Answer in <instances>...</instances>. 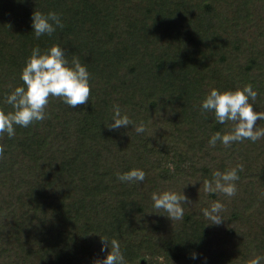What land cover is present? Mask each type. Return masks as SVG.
<instances>
[{"label": "trees", "instance_id": "obj_1", "mask_svg": "<svg viewBox=\"0 0 264 264\" xmlns=\"http://www.w3.org/2000/svg\"><path fill=\"white\" fill-rule=\"evenodd\" d=\"M35 10L64 27L37 40ZM53 44L87 65L91 95L50 96L44 120L0 135V264H95L111 251L101 237L125 264H264V135L213 146L236 122L201 107L251 85L264 113V0H0V108L13 111L32 48ZM114 105L132 125L108 127ZM134 168L143 181L118 179ZM232 168L235 195L206 190ZM164 191L187 197L182 218L153 206ZM217 201L219 225L203 213Z\"/></svg>", "mask_w": 264, "mask_h": 264}, {"label": "clouds", "instance_id": "obj_2", "mask_svg": "<svg viewBox=\"0 0 264 264\" xmlns=\"http://www.w3.org/2000/svg\"><path fill=\"white\" fill-rule=\"evenodd\" d=\"M23 2V0H21ZM64 23L61 14L54 10L47 13L35 10L32 14V29L38 40L45 34L52 36L57 28H63ZM65 48L60 44H53L42 51L39 45L32 48L30 57L27 58L21 72L20 79L23 85L17 86L11 93L7 94L5 102L12 106L13 111H5L0 108V135L7 133L9 138L16 134L15 126L28 127L34 121L45 119L46 106L49 97H58L71 108L85 104L91 95L90 72L86 64L81 63L78 56L73 55L71 61L67 58ZM257 92L251 85L235 91L226 90L221 92L213 88L202 101V110H212L216 120L224 124L226 121L236 122L231 133L221 134L217 131L209 140V144L215 146L217 141L228 145L233 141L250 139L253 142L264 135V130L257 127L256 121L264 119V113L254 110V105L249 102L250 98L255 100ZM112 123L108 124L110 129H119L121 126L132 125L127 115L121 114L118 105H114ZM138 133L144 132L143 122L135 125ZM3 149L0 148V153ZM145 172L142 169H131L124 173H118V179L124 182L143 181ZM239 179L237 168L213 173V180H205L206 190H219L227 196L236 193L235 181ZM213 184L215 187H213ZM153 206L163 209L172 220L183 216L184 208L182 201L186 203L187 197L172 191L162 193L153 192ZM220 202L212 204L210 209H204L205 217L212 224H221L223 217ZM110 242L111 251L103 260H97L95 264H125V257L121 251L120 243L116 239L109 240L101 237V251L107 250ZM197 254H193V259ZM252 264H258V259Z\"/></svg>", "mask_w": 264, "mask_h": 264}]
</instances>
